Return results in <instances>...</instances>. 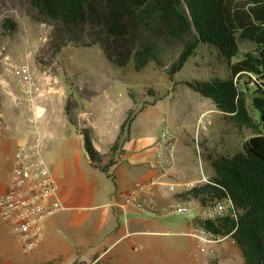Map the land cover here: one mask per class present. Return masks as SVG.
<instances>
[{
  "label": "trees",
  "instance_id": "16d2710c",
  "mask_svg": "<svg viewBox=\"0 0 264 264\" xmlns=\"http://www.w3.org/2000/svg\"><path fill=\"white\" fill-rule=\"evenodd\" d=\"M28 1L36 18L53 26L49 42L53 56L76 39L77 46H104L109 63L116 68L125 69L132 62L134 70L141 72L155 62L167 69L171 80L202 44L216 46L229 60L240 53L239 39L253 43L257 52L230 65V78L186 81L192 90L213 100L226 120L256 133L237 156L213 159V174L207 182L178 196L196 197L203 206L232 200L237 219L204 220L201 226L216 236L231 237L245 264H264V0ZM5 27L15 30L16 24L6 20ZM176 48L178 52L172 54ZM241 75L255 76L253 85L238 84ZM67 110L71 111L69 104ZM135 115V110L129 111L113 152L128 140ZM84 139L93 162L108 173L111 162L101 164L87 130Z\"/></svg>",
  "mask_w": 264,
  "mask_h": 264
},
{
  "label": "rangeland",
  "instance_id": "374dc122",
  "mask_svg": "<svg viewBox=\"0 0 264 264\" xmlns=\"http://www.w3.org/2000/svg\"><path fill=\"white\" fill-rule=\"evenodd\" d=\"M6 20L16 24L15 30L5 27ZM88 32L89 29L85 34ZM52 33L53 26L36 18L28 0H0V57L17 55L20 64H38L61 75L69 82V91L83 97L86 111H111L113 125L124 122L131 109L145 107L132 125L131 140L135 143L144 135L151 147L155 137L164 129L169 130L177 140L174 165L180 180L201 178L202 171L211 177L213 159L237 156L243 151L244 143L256 133L247 126L226 120L213 100L186 84L187 80L207 82L230 78V65L244 59L247 53L257 52L249 40L239 39L240 53L229 60L216 46L202 44L175 80H171L167 69L155 62L141 72L134 70L132 62L125 69L116 68L105 59L104 46H77L76 39L53 56L49 46ZM178 50L174 49L172 54ZM255 78L241 75L236 82L246 88L245 82L252 86ZM73 105L69 103L70 110ZM98 137L95 142L106 149L107 140H100L101 135ZM18 143L15 140L0 143V190L12 184ZM130 213L142 220L163 224L156 230L157 234H148V238L156 239L172 255H184L187 264H245L232 238L207 242L194 236L205 220L202 211L158 218L143 216L133 209ZM30 253L23 250L18 234L0 216V264H30Z\"/></svg>",
  "mask_w": 264,
  "mask_h": 264
},
{
  "label": "crops",
  "instance_id": "0c3cea01",
  "mask_svg": "<svg viewBox=\"0 0 264 264\" xmlns=\"http://www.w3.org/2000/svg\"><path fill=\"white\" fill-rule=\"evenodd\" d=\"M93 47L101 48L99 44ZM16 58L13 54L0 57V143L15 140L20 144L33 129L26 116L35 113L36 126L44 137L45 159L64 204V209L46 222L44 236L30 253V264H74L77 261L84 264H187L184 255H172L164 251L156 239L148 238V234H157L156 230L163 224L140 219L130 213L133 208L124 215L115 205L120 201L118 194L128 191L137 182L155 177L159 178L155 190L162 206L202 183L201 178L180 180L177 166L166 167L165 150L157 146L160 135L153 139L151 147L144 135L132 142V125L145 107L131 109L136 115L129 138L113 152L112 146L127 118L113 125L111 111H86L83 97L71 93L69 82L61 75L38 64H20ZM23 66L34 73L44 88V95L30 105L17 103L18 99H25L17 82L19 68ZM70 102L74 105L68 112ZM85 130L101 155V164L111 162L108 173L91 159L86 149ZM99 135L103 137L100 140H107L106 149L95 142ZM169 184L177 185V190L171 191ZM6 189L3 187L0 194Z\"/></svg>",
  "mask_w": 264,
  "mask_h": 264
},
{
  "label": "built area",
  "instance_id": "2783aa9c",
  "mask_svg": "<svg viewBox=\"0 0 264 264\" xmlns=\"http://www.w3.org/2000/svg\"><path fill=\"white\" fill-rule=\"evenodd\" d=\"M17 82L25 96L24 100H17L18 104L30 105L37 97L44 95L42 84L27 66L19 68ZM26 120L33 129L18 144L14 153L12 184L0 194V216L18 234L23 250L32 252L44 236L45 223L62 211L64 204L59 198L58 183L45 159L44 137L36 126L38 117L33 113L26 116ZM176 141L175 135L167 129L161 132L157 141V146L165 150L167 168H171L175 162ZM208 179L202 171L201 182H207ZM158 183L159 178L156 177L137 182L128 191L118 194L120 201H116L115 205L124 215L133 208L143 216L152 218L198 211L203 212L205 220L217 221L227 216L238 218V210L230 199L203 206L198 198L187 196L175 198L167 206H162L155 190ZM169 188L176 191L177 185L169 184ZM194 236L207 242L226 238L216 236L202 226L195 231Z\"/></svg>",
  "mask_w": 264,
  "mask_h": 264
}]
</instances>
